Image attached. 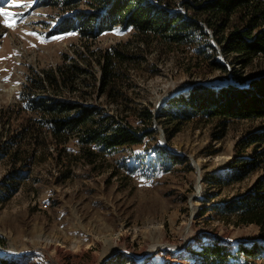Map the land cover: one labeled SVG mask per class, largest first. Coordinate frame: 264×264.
Masks as SVG:
<instances>
[{
	"label": "rangeland",
	"instance_id": "rangeland-1",
	"mask_svg": "<svg viewBox=\"0 0 264 264\" xmlns=\"http://www.w3.org/2000/svg\"><path fill=\"white\" fill-rule=\"evenodd\" d=\"M16 4L0 0L9 13L0 15V264H193L190 249L218 237L228 243L259 240L257 227L227 225L215 208L244 192L262 173L222 190L209 186L234 160L237 144L264 129L258 123L197 117L168 141L156 121V137L108 156L97 169L76 159L73 140L60 155L52 141L37 146L29 139L36 129L29 126L32 115L22 111L24 88L42 71L62 65L63 56L73 57L81 45L75 33H50L63 19L92 9L86 3L68 11L47 8L39 0ZM131 37L115 30L93 47L106 49ZM177 60L180 55H148L147 66L133 76L134 102L158 114L195 86L231 82L222 81L219 72L190 76ZM257 70L247 69L244 78ZM92 103L107 115L116 114L103 99ZM129 122L138 126L134 117ZM158 147L176 162L162 160ZM16 152L27 159L23 170L28 175L19 184L7 180L22 168L11 161ZM250 154L251 149L244 155ZM7 184L11 190L17 186L16 191L7 190ZM153 246L157 248L149 252Z\"/></svg>",
	"mask_w": 264,
	"mask_h": 264
},
{
	"label": "trees",
	"instance_id": "trees-1",
	"mask_svg": "<svg viewBox=\"0 0 264 264\" xmlns=\"http://www.w3.org/2000/svg\"><path fill=\"white\" fill-rule=\"evenodd\" d=\"M39 1L64 11L86 3L92 12L63 19L52 30L51 36L77 34L81 45L73 57L63 56L62 65L42 71L24 88L22 111L35 119L29 126L36 130L28 135L37 146H46L50 140L62 155L73 140L78 147L76 159L97 169L108 156L132 151L146 138L156 137V121L168 141L197 117L255 122L264 128V0ZM115 30L130 32L132 37L106 49L93 47L99 37ZM152 53L180 55L177 65L190 76L219 72L222 81L231 82L195 86L155 114L132 98L136 90L133 76L147 66V56ZM256 67V73L246 80V70ZM101 99L115 115H107L92 103ZM130 117L137 120V127L129 122ZM249 149L251 154L244 155ZM235 152L227 170L209 180L211 189L222 190L256 173L262 175L215 209L227 225L257 227L259 240L228 243L218 237L190 249L193 264H257L264 260V129L240 141ZM156 155L171 162L169 165L176 159L160 147ZM13 156L11 161L22 168L7 180L19 184L28 175L23 170L27 159L21 160L17 152ZM5 187L13 192L17 186L12 190L8 184Z\"/></svg>",
	"mask_w": 264,
	"mask_h": 264
},
{
	"label": "snow or ice",
	"instance_id": "snow-or-ice-1",
	"mask_svg": "<svg viewBox=\"0 0 264 264\" xmlns=\"http://www.w3.org/2000/svg\"><path fill=\"white\" fill-rule=\"evenodd\" d=\"M11 2H12L13 4H16V0H11ZM16 6H22V5L16 4ZM8 14H9V13L6 12L5 7L0 6V15H8ZM8 26L13 27L14 24H9Z\"/></svg>",
	"mask_w": 264,
	"mask_h": 264
},
{
	"label": "bare ground",
	"instance_id": "bare-ground-1",
	"mask_svg": "<svg viewBox=\"0 0 264 264\" xmlns=\"http://www.w3.org/2000/svg\"><path fill=\"white\" fill-rule=\"evenodd\" d=\"M156 248H157V246H153L152 248L149 249V252L155 250ZM149 252H148V253H149Z\"/></svg>",
	"mask_w": 264,
	"mask_h": 264
}]
</instances>
